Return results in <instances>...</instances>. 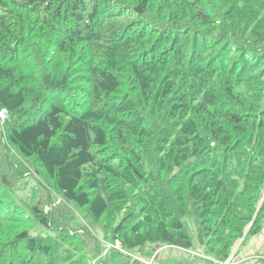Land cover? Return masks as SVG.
Segmentation results:
<instances>
[{"label":"trees","instance_id":"obj_1","mask_svg":"<svg viewBox=\"0 0 264 264\" xmlns=\"http://www.w3.org/2000/svg\"><path fill=\"white\" fill-rule=\"evenodd\" d=\"M1 112L0 264L188 251L187 223L224 263L264 221V0H0Z\"/></svg>","mask_w":264,"mask_h":264},{"label":"rangeland","instance_id":"obj_2","mask_svg":"<svg viewBox=\"0 0 264 264\" xmlns=\"http://www.w3.org/2000/svg\"><path fill=\"white\" fill-rule=\"evenodd\" d=\"M4 116L5 114L1 115L0 113V129L6 119ZM11 195L15 200L29 205L41 201L45 206H48L50 200L56 201V197H49L37 180L31 176H24L13 188ZM263 198L264 190L260 194L259 205L262 203ZM74 226L79 227V224L75 223ZM187 226L193 241V247L188 251L167 246L160 248L147 246L143 251L135 250L130 253L120 251L119 253L118 245L113 248L109 244L101 242L99 256L91 261V264H219V262L211 261L210 258L204 255L203 246L196 236V228L189 223H187ZM249 227L250 225L245 228V232ZM30 232L40 236L51 235L49 231L38 226L32 228ZM93 235L99 240L102 238L101 233L97 230L94 231ZM231 250V264H264V221L257 236L247 241L244 238L236 241Z\"/></svg>","mask_w":264,"mask_h":264},{"label":"built area","instance_id":"obj_3","mask_svg":"<svg viewBox=\"0 0 264 264\" xmlns=\"http://www.w3.org/2000/svg\"><path fill=\"white\" fill-rule=\"evenodd\" d=\"M2 114H5L4 112H1V115ZM6 116H4V118H5ZM117 249H119L118 251H121L122 253H124L122 250H121V247L120 246H118L117 247ZM231 258H229L227 261H225L224 263H219V264H231Z\"/></svg>","mask_w":264,"mask_h":264}]
</instances>
